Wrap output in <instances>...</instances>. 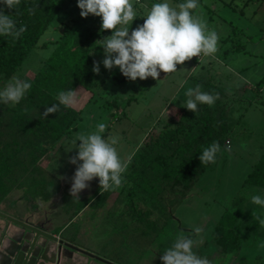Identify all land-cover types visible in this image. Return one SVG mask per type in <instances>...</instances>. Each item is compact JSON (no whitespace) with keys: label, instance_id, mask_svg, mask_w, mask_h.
<instances>
[{"label":"rangeland","instance_id":"1","mask_svg":"<svg viewBox=\"0 0 264 264\" xmlns=\"http://www.w3.org/2000/svg\"><path fill=\"white\" fill-rule=\"evenodd\" d=\"M54 1L61 10L14 76L31 85L35 83L47 58L60 48L64 24L71 25L76 20L80 23L78 30L88 27L99 37L91 42L90 54L101 62L100 73L88 90L75 92L76 103L70 106L76 129L71 127L67 137L49 144L42 163L59 178L67 192H70L71 177L76 170L75 165L68 163V157L75 155L76 150L66 151L73 147L71 142L78 133H91L99 123H105L103 136L118 135L117 150L123 159L130 161L165 125L178 120L181 110H188L181 105L188 99L187 90L195 88V79L211 77L222 89L223 97L219 96L216 102L226 104L232 133L216 162L209 165L183 201L174 205L173 218L151 242L129 212L144 209L145 216L159 226L162 221L157 211L160 203L132 185L127 171L123 174L122 186L110 190V204L116 207L113 212L87 210L78 216L80 210L75 212L69 207L74 199L61 194L38 207L29 203L28 206L22 192L13 191L0 199V214L55 237L56 241L51 243L56 245L55 252L62 254L61 264H105L101 260L114 264H162L160 257L177 236L193 235L195 227H200L202 232L195 237L201 242L194 251L207 256L212 264H264V225L251 218L258 215L264 219V206L252 203L251 199L254 195L264 198V191L243 185L264 148V0H202L193 15L218 33V51L213 56L193 57L177 65L174 73L161 72L159 79L149 77L135 81L124 77L118 67L111 71L104 68L103 48L98 40L111 32H101L100 17L82 18L77 0ZM158 2L163 0H144L143 5L147 7L134 3L137 18L130 31L144 23L143 17L149 8ZM168 2L175 5L184 0ZM42 43L48 47L42 49ZM239 44L244 46V53L234 51ZM9 81L0 83V90ZM256 85L262 88L261 92L252 90ZM41 87L54 95L58 92L55 85L48 82ZM228 145L231 151L225 150ZM98 181L95 178L79 195L91 196ZM181 193L179 190L171 194L172 202H176L175 198ZM238 198H243L241 208L245 216L228 224L222 217L228 211H235L233 203ZM0 222L3 239L12 240L15 234L27 233L1 217ZM221 240L226 244L224 247Z\"/></svg>","mask_w":264,"mask_h":264},{"label":"trees","instance_id":"2","mask_svg":"<svg viewBox=\"0 0 264 264\" xmlns=\"http://www.w3.org/2000/svg\"><path fill=\"white\" fill-rule=\"evenodd\" d=\"M201 3L202 0H199L198 5ZM35 5L34 14L30 15L28 9ZM3 7L0 4V8ZM60 10L54 0H21L20 5L11 11L4 8L18 27L27 25V30L18 39L0 35L1 84L17 73ZM79 27L80 23L76 20L71 25L64 24L60 48L47 58L25 97L13 107L4 104L0 107V199H5L13 191H21L22 199L33 204L38 200L47 202L64 191L60 180L42 163L49 151L47 146L67 137L71 127L72 130L76 129L74 111L61 105L60 110L49 114L48 118L41 114L46 107L58 103L60 91H85L93 83L96 76L92 71L93 63L98 60L90 54V45L99 37L88 27L78 30ZM40 47L44 49L48 46L42 43ZM234 51L244 53V46L239 44ZM47 82L55 85L57 94H51L41 87ZM194 82L203 86V92L223 94L211 77L195 79ZM198 108L197 113L181 110L178 120L165 125L159 135L150 138L129 161L126 171L131 184L160 203L157 211L162 221L159 226L145 216L144 209H130L129 212L131 219L141 225L144 235L150 237L149 242L166 227L173 218L174 205L183 201L211 164H201L199 155L203 149L213 141H218L222 149L232 133L225 103L218 101L212 106L200 104ZM243 185L264 191V148ZM179 190L182 191L181 196L172 202L170 195H175ZM94 195L97 197L92 207L106 209L107 213L116 210V207L108 204L110 191L101 194L99 182ZM66 197L73 199L68 192ZM71 203L77 206V211L85 206V203L75 200ZM242 203L243 198L236 199L233 203L235 211L226 212L222 220L234 224L239 217L245 216ZM257 217L251 216L255 221H258ZM220 244L222 247L226 245L222 240Z\"/></svg>","mask_w":264,"mask_h":264},{"label":"clouds","instance_id":"3","mask_svg":"<svg viewBox=\"0 0 264 264\" xmlns=\"http://www.w3.org/2000/svg\"><path fill=\"white\" fill-rule=\"evenodd\" d=\"M20 3L21 0H0L4 6L0 8V35L18 39L27 30V25L18 27L12 15L4 11V8L11 11ZM77 6L82 18L89 15L100 17L101 32H111V35L98 40L103 48L104 68L111 71L118 67L123 76L131 81L149 77L159 79L161 72L174 73L177 65H183L193 57L213 56L218 51V33L210 30L206 21L193 15L198 0H184L175 5L168 0L154 3L143 17L144 23L131 31L132 23L137 18L133 0H77ZM140 6L147 7L143 4ZM35 8L37 5L28 9L30 15L34 14ZM100 63H93L92 71L96 74L100 73ZM31 87L29 82L13 76L0 90V104H19ZM202 87L197 84L195 88H189L186 92L188 99L181 107L197 113L200 104L212 106L219 94L203 92ZM75 95L71 89L60 91L58 103L46 107L41 115L48 118L49 114L58 112L61 105L65 108L73 106L76 103ZM106 128L105 123H99L91 133H78L71 142L73 147L66 151L76 150L75 155L68 157V163L76 166L71 177V195L79 198V194L89 188L95 178L99 179L101 194L122 186L129 161L123 159L117 150L118 135L103 136ZM77 141L80 143L77 144ZM225 150L231 151L230 145ZM219 153L220 144L213 141L203 149L199 160L203 165L215 163ZM251 199L252 203L264 206V198L260 195H254ZM257 219L264 225V219ZM201 232L200 227H195L193 235L177 236L160 257L162 264H212L207 256L194 251L201 242L195 237H199Z\"/></svg>","mask_w":264,"mask_h":264},{"label":"water","instance_id":"4","mask_svg":"<svg viewBox=\"0 0 264 264\" xmlns=\"http://www.w3.org/2000/svg\"><path fill=\"white\" fill-rule=\"evenodd\" d=\"M0 217L27 231L24 236L22 234H15L12 240H8L3 239L2 233L4 230L0 226V264H56L59 253L55 252V246L51 243L56 241L55 237L21 224L11 218H6L1 214ZM6 240L9 242L7 249L3 248ZM46 240L48 243L45 242ZM50 244L53 245L52 258L47 252L48 245ZM69 247L83 253V251L75 247ZM101 261L105 264H114L103 260Z\"/></svg>","mask_w":264,"mask_h":264},{"label":"crops","instance_id":"5","mask_svg":"<svg viewBox=\"0 0 264 264\" xmlns=\"http://www.w3.org/2000/svg\"><path fill=\"white\" fill-rule=\"evenodd\" d=\"M252 88V90H258V92H261L262 91V88L261 87H259L258 85H256V86H254V88L253 87H251ZM224 94V93H223ZM223 94L220 96V97H223ZM229 140V139H228ZM230 143V142H229ZM262 151H263V149H262ZM262 153V152H261ZM261 155V154H260ZM260 157V156H259ZM59 179V178H58ZM99 182V181H98ZM97 185H98V183L96 184V187H95V190H96V188H97ZM63 189H64V191L63 192H60L59 194H61V195H63V197H66V193H67V190H66V188H64V187H62ZM95 190H94V192H95ZM94 192H93V194L91 195V196H89V197H86L85 195H79V198L76 196V195H71V192H68L69 193V195H71L72 197H73V199L76 201V202H81V203H85V206H83L81 209H80V211H79V213H78V216L79 215H82L83 213H86V211L87 210H91V211H93V212H96V211H105V213H107L106 212V209H101V210H99V209H95L94 207H92V203H93V201L96 199V197H95V195H94ZM262 193H264V192H262ZM58 194V195H59ZM263 196H264V194H263ZM53 199V198H52ZM51 200V199H50ZM49 200V201H50ZM110 200V199H109ZM108 200V204H110V201ZM49 201H47V202H44V201H40V200H38V201H35V203H33V205H35V207H38V206H40V204H45V203H48ZM27 205H28V203H26ZM29 205H31V203H29ZM28 205V206H29ZM70 208H72L75 212H76V208L74 207V206H69ZM2 227V226H1Z\"/></svg>","mask_w":264,"mask_h":264},{"label":"bare ground","instance_id":"6","mask_svg":"<svg viewBox=\"0 0 264 264\" xmlns=\"http://www.w3.org/2000/svg\"><path fill=\"white\" fill-rule=\"evenodd\" d=\"M0 224H2V222H0ZM3 227V226H2ZM12 231H13V229H12ZM11 232V231H10ZM13 232H15V231H13ZM56 246V245H55ZM9 247V242L6 240L5 242H4V247L3 248H5V249H7ZM47 252L49 253V256L51 255V254H53V245H48V248H47Z\"/></svg>","mask_w":264,"mask_h":264},{"label":"flooded vegetation","instance_id":"7","mask_svg":"<svg viewBox=\"0 0 264 264\" xmlns=\"http://www.w3.org/2000/svg\"><path fill=\"white\" fill-rule=\"evenodd\" d=\"M52 255H53V254L50 255L51 258H52ZM61 255H62V254L60 253V254H59V257L57 258L58 262H56V264H61V263H60V262H61ZM29 257H30V256H29ZM73 261H74V263H77L76 260H73Z\"/></svg>","mask_w":264,"mask_h":264},{"label":"built area","instance_id":"8","mask_svg":"<svg viewBox=\"0 0 264 264\" xmlns=\"http://www.w3.org/2000/svg\"><path fill=\"white\" fill-rule=\"evenodd\" d=\"M133 2H134L135 4H139V5H141V4L144 3V0H133ZM226 142L228 143V141H226Z\"/></svg>","mask_w":264,"mask_h":264}]
</instances>
